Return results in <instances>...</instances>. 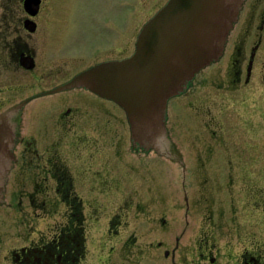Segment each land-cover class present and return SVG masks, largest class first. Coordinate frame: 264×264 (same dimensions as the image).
Segmentation results:
<instances>
[{"label": "flooded vegetation", "instance_id": "flooded-vegetation-1", "mask_svg": "<svg viewBox=\"0 0 264 264\" xmlns=\"http://www.w3.org/2000/svg\"><path fill=\"white\" fill-rule=\"evenodd\" d=\"M52 4L0 0V264H264V0L243 1L216 95L255 120L174 121L131 154L119 105L55 89L108 59Z\"/></svg>", "mask_w": 264, "mask_h": 264}, {"label": "water", "instance_id": "water-1", "mask_svg": "<svg viewBox=\"0 0 264 264\" xmlns=\"http://www.w3.org/2000/svg\"><path fill=\"white\" fill-rule=\"evenodd\" d=\"M244 0H167L141 27L134 52L96 64L55 89L83 86L126 113L133 144L168 143V100L222 55ZM4 176L0 175V200Z\"/></svg>", "mask_w": 264, "mask_h": 264}, {"label": "rangeland", "instance_id": "rangeland-1", "mask_svg": "<svg viewBox=\"0 0 264 264\" xmlns=\"http://www.w3.org/2000/svg\"><path fill=\"white\" fill-rule=\"evenodd\" d=\"M166 1L52 0L49 24L66 27L76 25L90 26L92 29L86 27V31L93 30L96 35V42L88 51V54L89 52H95V56L92 59H96V61L101 59H121L130 56L134 52L135 40L139 30ZM98 26L107 27L108 29L104 30L101 27L98 29ZM96 27L97 29H95ZM232 35L231 32L222 56L217 61L201 69L185 92L169 100L166 127L168 126L169 128L174 121L183 127L182 125L187 121L202 120L229 123L231 127L232 124L244 120H255L253 114L258 116L257 113H251L249 109L244 111L243 108L235 106L236 104L232 106L230 103L229 107L226 105L222 106L216 96L222 92L223 86L218 84V79L223 78L227 70L226 64L228 55H230ZM85 60H89L88 55ZM226 93L233 94L231 91ZM206 104L210 107L209 110H207ZM238 108L241 110L240 113L236 111ZM214 130L216 131L217 129ZM221 130H217V132ZM177 136L176 140L178 142L187 137L183 132ZM130 143L131 138L128 126L122 152L128 154L133 152L129 149ZM228 146L231 149V144H228ZM230 152H232V149ZM148 154L147 158L153 152ZM106 255L108 256V248H106ZM140 264H148L147 259L144 258V261H140Z\"/></svg>", "mask_w": 264, "mask_h": 264}]
</instances>
